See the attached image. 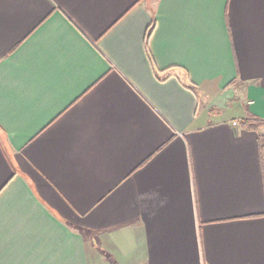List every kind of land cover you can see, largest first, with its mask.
Masks as SVG:
<instances>
[{"label": "crops", "instance_id": "obj_1", "mask_svg": "<svg viewBox=\"0 0 264 264\" xmlns=\"http://www.w3.org/2000/svg\"><path fill=\"white\" fill-rule=\"evenodd\" d=\"M249 119L264 0H0V264H264Z\"/></svg>", "mask_w": 264, "mask_h": 264}, {"label": "trees", "instance_id": "obj_2", "mask_svg": "<svg viewBox=\"0 0 264 264\" xmlns=\"http://www.w3.org/2000/svg\"><path fill=\"white\" fill-rule=\"evenodd\" d=\"M152 34V30L149 31L148 37ZM242 123H249V129L259 131L261 128H264V120H254V119H249V120H243Z\"/></svg>", "mask_w": 264, "mask_h": 264}, {"label": "built area", "instance_id": "obj_3", "mask_svg": "<svg viewBox=\"0 0 264 264\" xmlns=\"http://www.w3.org/2000/svg\"><path fill=\"white\" fill-rule=\"evenodd\" d=\"M233 125H234V126L239 125V122L236 121V122L233 123Z\"/></svg>", "mask_w": 264, "mask_h": 264}]
</instances>
